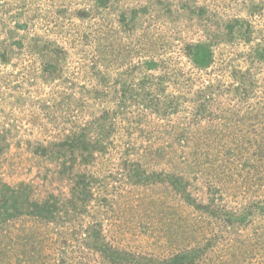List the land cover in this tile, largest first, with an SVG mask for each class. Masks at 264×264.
Returning <instances> with one entry per match:
<instances>
[{
	"label": "rangeland",
	"instance_id": "1",
	"mask_svg": "<svg viewBox=\"0 0 264 264\" xmlns=\"http://www.w3.org/2000/svg\"><path fill=\"white\" fill-rule=\"evenodd\" d=\"M26 252L264 264V0H0V264Z\"/></svg>",
	"mask_w": 264,
	"mask_h": 264
},
{
	"label": "trees",
	"instance_id": "2",
	"mask_svg": "<svg viewBox=\"0 0 264 264\" xmlns=\"http://www.w3.org/2000/svg\"><path fill=\"white\" fill-rule=\"evenodd\" d=\"M195 54H196V62L200 65L201 64L205 65L206 63L202 62V59L200 60L199 55H201V54L199 52H197ZM201 58H203L205 62L207 61V59H205V57H202V55H201ZM7 186L10 187V185H7ZM47 208H48L47 203H45V204L36 203V207L34 208V210H35V212H39V213H35L34 215L44 216V212L46 211ZM13 216H15V214H8L6 216V218L7 217H13ZM95 240H96L95 245L100 248V250L102 251V253L106 257H108V256H113L114 258L117 257V255L119 254L117 249L113 250V247L108 242H106L105 238H103L100 234H98V236H96ZM36 254L37 253L32 254V252L23 253L22 254V260H21L22 264H42V262H38V260H39L38 258H34V256Z\"/></svg>",
	"mask_w": 264,
	"mask_h": 264
}]
</instances>
